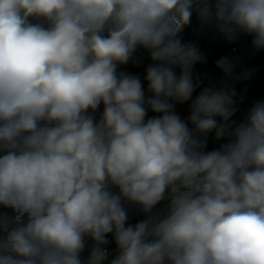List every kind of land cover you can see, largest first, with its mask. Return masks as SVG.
<instances>
[{
	"label": "clouds",
	"instance_id": "1",
	"mask_svg": "<svg viewBox=\"0 0 264 264\" xmlns=\"http://www.w3.org/2000/svg\"><path fill=\"white\" fill-rule=\"evenodd\" d=\"M193 17L264 51V0H0V264H264V100L201 88Z\"/></svg>",
	"mask_w": 264,
	"mask_h": 264
},
{
	"label": "crops",
	"instance_id": "2",
	"mask_svg": "<svg viewBox=\"0 0 264 264\" xmlns=\"http://www.w3.org/2000/svg\"><path fill=\"white\" fill-rule=\"evenodd\" d=\"M203 33L199 30L197 21L195 17H193L191 24L182 28L178 34L182 42L195 44L206 57V63H197L194 67V74L201 78L202 85H215L218 87L226 85L230 89L234 88L238 96H240L239 88L246 81L253 82L256 87L264 84V51H256L253 49L251 37L241 35L234 42L229 43L214 32H205L208 35L206 38L203 36ZM238 45L241 46V49L234 54L233 48ZM136 55L140 58L141 63L138 66V71L134 73L139 75L143 80L145 68L151 61L147 52L143 49H140ZM221 57H228L235 62V78L226 77L225 73L217 66L216 62ZM129 65L133 64L129 63ZM121 67L123 68V65H121ZM177 73H179V69H177ZM129 74H131V72H129ZM144 87L147 88L146 82L144 83ZM241 109L242 103L238 105L236 114L240 112ZM153 115L158 114L149 110L148 117ZM189 126L191 127V125ZM222 143H225V141L215 140L214 133L209 134L207 150L219 147Z\"/></svg>",
	"mask_w": 264,
	"mask_h": 264
},
{
	"label": "trees",
	"instance_id": "3",
	"mask_svg": "<svg viewBox=\"0 0 264 264\" xmlns=\"http://www.w3.org/2000/svg\"><path fill=\"white\" fill-rule=\"evenodd\" d=\"M121 65L118 66L117 69H120ZM264 86V84L262 85ZM256 89V86L254 85L253 82L251 81H246L240 88H239V93L240 96H243V102H242V109L240 112H238L235 116L232 117L233 120H239L242 121L243 118L245 117V115L247 114L248 109L254 104L253 103V93ZM259 100H264V92H262L259 95ZM189 102L183 103V104H177L175 111L178 115H180V117L182 119L187 120L188 116L190 115L189 112ZM103 111V105L100 106V108L98 109L97 112V116L99 115L100 112ZM138 210V209H137ZM108 238L111 240L112 242V248H116V244L114 242V238L111 234L108 235ZM91 239H87L86 241V248L84 250V252L82 253V255L84 257H87L89 255L90 249L93 246V243L88 242ZM114 255H116L115 251H114Z\"/></svg>",
	"mask_w": 264,
	"mask_h": 264
},
{
	"label": "built area",
	"instance_id": "4",
	"mask_svg": "<svg viewBox=\"0 0 264 264\" xmlns=\"http://www.w3.org/2000/svg\"><path fill=\"white\" fill-rule=\"evenodd\" d=\"M189 26V25H188ZM185 28V27H184ZM203 36L206 38L208 35L204 32L203 33ZM241 49V46L240 45H238V46H236V47H234L233 48V53L235 54V53H237L239 50ZM205 86H207V85H202L201 86V88L202 87H205ZM201 89H197L196 90V92H194V94H193V98L195 97V95H197V94H199V91H200ZM220 147V146H219ZM219 147H217V148H219ZM166 202H163L161 205H158L157 206V208L161 211V212H163L164 210H165V208H166ZM0 210H2V209H0ZM129 215H130V220H129V222L130 223H132V224H135V223H137L140 219H142L143 218V216L139 213V211L137 210V208L135 207V206H129ZM107 239L109 240V244L108 245H105V246H103V247H105L106 249H107V251H108V253H109V259H112V258H114V251H115V253H116V250H117V246H116V248L114 249V248H112V242H111V240L107 237ZM88 242H92L93 244H94V242L92 241V240H90V241H88Z\"/></svg>",
	"mask_w": 264,
	"mask_h": 264
},
{
	"label": "rangeland",
	"instance_id": "5",
	"mask_svg": "<svg viewBox=\"0 0 264 264\" xmlns=\"http://www.w3.org/2000/svg\"><path fill=\"white\" fill-rule=\"evenodd\" d=\"M138 66H134V65H123V68L121 67L120 69H118L119 71H118V73H120V72H125V73H128L129 74V72H131V74H133V75H137V74H135L134 72H136V71H138ZM226 142V141H225ZM217 148V147H216ZM163 203V202H162ZM168 202L166 201V204H167Z\"/></svg>",
	"mask_w": 264,
	"mask_h": 264
},
{
	"label": "water",
	"instance_id": "6",
	"mask_svg": "<svg viewBox=\"0 0 264 264\" xmlns=\"http://www.w3.org/2000/svg\"><path fill=\"white\" fill-rule=\"evenodd\" d=\"M35 22V21H33ZM119 70L117 69V72ZM264 92V86H258L256 87L254 93H253V103H255L256 101H259V95ZM240 94V93H239ZM241 111V110H240ZM237 122H240L239 120H236Z\"/></svg>",
	"mask_w": 264,
	"mask_h": 264
}]
</instances>
